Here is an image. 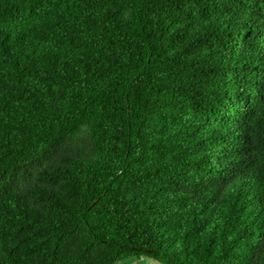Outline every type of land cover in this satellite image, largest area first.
<instances>
[{
    "label": "trees",
    "instance_id": "trees-1",
    "mask_svg": "<svg viewBox=\"0 0 264 264\" xmlns=\"http://www.w3.org/2000/svg\"><path fill=\"white\" fill-rule=\"evenodd\" d=\"M264 264V0H0V264Z\"/></svg>",
    "mask_w": 264,
    "mask_h": 264
},
{
    "label": "rangeland",
    "instance_id": "rangeland-1",
    "mask_svg": "<svg viewBox=\"0 0 264 264\" xmlns=\"http://www.w3.org/2000/svg\"><path fill=\"white\" fill-rule=\"evenodd\" d=\"M143 259H127L124 260L121 264H160L153 259L142 257Z\"/></svg>",
    "mask_w": 264,
    "mask_h": 264
},
{
    "label": "crops",
    "instance_id": "crops-1",
    "mask_svg": "<svg viewBox=\"0 0 264 264\" xmlns=\"http://www.w3.org/2000/svg\"><path fill=\"white\" fill-rule=\"evenodd\" d=\"M140 259H143V258H140Z\"/></svg>",
    "mask_w": 264,
    "mask_h": 264
}]
</instances>
